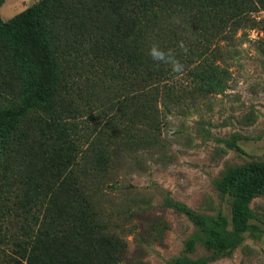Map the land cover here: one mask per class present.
<instances>
[{"label": "trees", "instance_id": "trees-1", "mask_svg": "<svg viewBox=\"0 0 264 264\" xmlns=\"http://www.w3.org/2000/svg\"><path fill=\"white\" fill-rule=\"evenodd\" d=\"M255 11L264 0H40L0 18V264H63L81 240L103 250L91 205L117 154L152 145L186 94L221 90L218 44ZM153 43L183 72L157 66ZM259 183L240 181L242 199Z\"/></svg>", "mask_w": 264, "mask_h": 264}, {"label": "rangeland", "instance_id": "rangeland-1", "mask_svg": "<svg viewBox=\"0 0 264 264\" xmlns=\"http://www.w3.org/2000/svg\"><path fill=\"white\" fill-rule=\"evenodd\" d=\"M38 1L2 0L0 18ZM252 17L218 44L221 90L186 94L152 145L117 154L91 205L111 241L81 240L63 264H264V11ZM244 180L262 183L247 199Z\"/></svg>", "mask_w": 264, "mask_h": 264}, {"label": "clouds", "instance_id": "clouds-1", "mask_svg": "<svg viewBox=\"0 0 264 264\" xmlns=\"http://www.w3.org/2000/svg\"><path fill=\"white\" fill-rule=\"evenodd\" d=\"M179 48L186 54L188 49L183 41L178 42ZM151 60L157 65H167L173 73L179 74L184 70V65L176 58L173 49H162L157 43H153L148 50Z\"/></svg>", "mask_w": 264, "mask_h": 264}]
</instances>
